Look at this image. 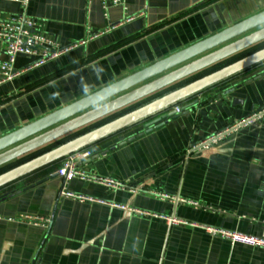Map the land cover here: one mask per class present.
Returning <instances> with one entry per match:
<instances>
[{"label": "crops", "instance_id": "1", "mask_svg": "<svg viewBox=\"0 0 264 264\" xmlns=\"http://www.w3.org/2000/svg\"><path fill=\"white\" fill-rule=\"evenodd\" d=\"M103 1L112 0L28 1L26 16L62 52L42 64L36 56L17 55L18 75L0 83V138L264 11V0H120L106 9ZM22 12L17 3L0 0V19ZM177 106L183 112L152 131L136 138L158 116L104 138L84 150L90 157L77 158L83 173L111 179L121 189L72 179L68 191L86 201L58 200L62 180L54 173L61 161L3 187L0 264H264L262 248L231 245L205 231L262 233L264 62ZM227 129L206 150H192ZM166 216L180 223L169 226Z\"/></svg>", "mask_w": 264, "mask_h": 264}, {"label": "water", "instance_id": "2", "mask_svg": "<svg viewBox=\"0 0 264 264\" xmlns=\"http://www.w3.org/2000/svg\"><path fill=\"white\" fill-rule=\"evenodd\" d=\"M263 44L264 11L225 28L218 34L186 46L169 57L135 72V74L104 86L101 90L68 104L67 107L56 110L2 136L0 138V170L50 148L53 144H57L73 134L120 115L138 103L169 90L174 85L203 74L223 62L237 58V56ZM262 62H264V47L222 66L221 69L207 73L185 86L153 99L135 110L121 114L120 117L107 121L64 144L38 154L33 159L2 172L0 174V190L37 170L84 151L106 137L158 116L153 122L147 124L144 131L138 133L136 138L143 133H148L154 127L162 125L166 119L175 117L169 112L172 107ZM96 157L98 156L96 155ZM54 175L57 174L54 173ZM46 180L47 178L37 181L36 184ZM6 197L3 196L0 201Z\"/></svg>", "mask_w": 264, "mask_h": 264}, {"label": "built area", "instance_id": "3", "mask_svg": "<svg viewBox=\"0 0 264 264\" xmlns=\"http://www.w3.org/2000/svg\"><path fill=\"white\" fill-rule=\"evenodd\" d=\"M11 3H17L22 7L23 12L14 17H8L6 19H0V83L9 82L16 78L18 73L14 71V65L17 55L36 56L38 60L36 64H42L49 61L51 58L58 56L62 50L59 46L50 38H46L40 30V25L32 18H28L25 14V10L28 7L29 0H7ZM120 0H112L110 3L103 1V8H107L109 5L116 6L121 5ZM95 34H88L89 38H93ZM77 45H73L76 47ZM172 116H177L182 113L180 106H174L169 111ZM259 114H264V111H260ZM232 129V128H231ZM230 130H224L222 133L217 134L206 140L203 144L192 148L196 150H206L213 142L221 139ZM90 157L89 151H81L70 155V157L61 161V165L55 171L61 180V188L58 196V200H74L78 202L86 201V198L68 191L67 186L72 179H78L81 182L88 183L93 182L103 187L107 186L114 189H121L122 184L115 182L111 179H102L86 173H83L76 166L77 158ZM152 193V192H151ZM159 197L160 200H171V198L165 194L153 193ZM168 225H174L180 223L175 217H164ZM33 224H38L39 221L31 220ZM47 222V221H46ZM206 233L211 237L227 240L231 245H245L253 248H262L264 250V226L262 233L259 237L248 236L245 234H239L231 231H222L213 228H207Z\"/></svg>", "mask_w": 264, "mask_h": 264}, {"label": "trees", "instance_id": "4", "mask_svg": "<svg viewBox=\"0 0 264 264\" xmlns=\"http://www.w3.org/2000/svg\"><path fill=\"white\" fill-rule=\"evenodd\" d=\"M81 132H83V131H81ZM80 133V132H79ZM72 136V135H71ZM70 137V136H69ZM68 137V138H69ZM67 138V139H68ZM65 140V139H64ZM61 142V141H60ZM59 143V142H58ZM54 145V144H53ZM52 145V146H53ZM51 149V147L50 148H47V149H45V150H42V151H40V152H37L35 155H32V156H30V157H27L26 159H22V160H20L19 162H17V163H14V164H11V165H8V166H6V167H3L1 170H0V174H2V172H4V171H6V170H9V169H11V168H13V167H16V166H18L20 163H23L24 161L26 162V161H28V160H30V159H32L33 157H35L36 155H38V154H41V153H43V152H45V151H48V150H50Z\"/></svg>", "mask_w": 264, "mask_h": 264}]
</instances>
